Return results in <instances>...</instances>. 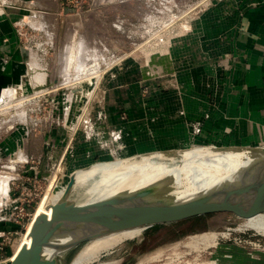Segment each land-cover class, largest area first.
I'll return each mask as SVG.
<instances>
[{"label": "rangeland", "instance_id": "obj_1", "mask_svg": "<svg viewBox=\"0 0 264 264\" xmlns=\"http://www.w3.org/2000/svg\"><path fill=\"white\" fill-rule=\"evenodd\" d=\"M41 1L40 10L31 3L4 2L27 49V66L21 89H5L1 93L4 98L0 96V120L4 123L0 125V188L7 183L6 193L0 195V264L11 262L40 204L49 203L51 193L64 185L72 172L101 163L104 156L111 155V161L123 158L119 154L125 149L121 140H128L115 132L112 123L116 115L119 121L129 119L131 101L118 97L137 88L144 99L149 98V83L160 86L163 79L162 64L169 63L183 75L199 61L209 60L206 46L211 40L225 42V36L210 37L206 28L211 21L202 17L213 8L216 28H223L227 11L234 13L235 22L245 2L88 0L83 14H76L78 29L73 20L66 25L58 19L59 0ZM40 13L55 21L47 34L40 28ZM69 49L70 64L63 58ZM88 64L93 68L88 69ZM202 79L205 91L209 77L203 75ZM201 96L205 97L203 111L208 113L212 105L215 112L217 101H210L212 95ZM261 112L259 116L242 117L235 131H229L226 139L221 137L223 133L218 134L214 142L222 140L228 147H264V110ZM192 113L191 109L185 120H198L199 116ZM201 126L196 122L194 127ZM210 134L207 131L205 135ZM130 136L134 139L132 132ZM4 142L8 148L2 146ZM202 146H208L203 139L190 144L176 140L157 150L206 149ZM145 149L136 150L141 154L158 152ZM125 150L129 156L130 151ZM82 193L75 188L69 201L83 203L86 196ZM202 223L198 227L187 221L149 228L141 237L102 253L92 264H264V234L246 228L245 220L213 215ZM205 233L214 234L215 245L193 248L187 244L193 236ZM75 253L63 255L60 264H70Z\"/></svg>", "mask_w": 264, "mask_h": 264}, {"label": "crops", "instance_id": "obj_2", "mask_svg": "<svg viewBox=\"0 0 264 264\" xmlns=\"http://www.w3.org/2000/svg\"><path fill=\"white\" fill-rule=\"evenodd\" d=\"M5 1L0 0V96L5 89H21L26 79L27 66V49L19 39V29L9 17ZM39 5L42 6L41 3ZM243 5L239 8L235 22L234 13L227 11L229 15H225L226 22L220 29L216 28L214 21L217 15L214 16L213 8L202 17L211 21L210 26L206 28L210 37L225 36V42L219 44L217 40L214 42L211 40L206 46L210 53L209 60L194 64L193 69L183 73L184 78L182 73H176L177 68L169 66V63H166V66L162 64L163 79L160 86L154 82L149 83L148 95H151L149 98L144 99L137 88L127 96L118 97L131 101L129 119L119 121L116 115L112 123L115 132L122 139L128 140L126 143L121 140V147L130 151L127 157L141 154L137 153V148L150 147L153 151H158L157 149L163 147L166 142L176 140L179 143L190 144L192 141L203 139L208 146L216 144L219 147H226L220 142L222 140H217L216 143L214 140L219 138L221 133H223L221 137L226 139L229 131H235L236 124L242 122V117L259 116L262 113L264 0H245ZM41 21V29L47 34L48 26L55 24L54 19L51 21L45 17ZM44 22L48 25L44 26ZM28 23L31 24L29 20ZM218 51H221V59L218 58ZM172 74L175 75L174 79H171ZM203 75L209 77V85L205 91L202 90ZM201 95H212L210 101H217L215 112L212 111V105H209L208 113L203 111L205 109L202 100H205V97ZM191 109L192 114L199 116L198 120L191 118L185 120ZM258 110L260 112H257ZM204 115L208 116L207 120L204 119ZM253 120L257 121L256 118ZM196 122L202 123V126L195 128ZM129 131L133 133L134 139ZM207 131H211V134L205 135ZM5 142L2 146L8 148Z\"/></svg>", "mask_w": 264, "mask_h": 264}, {"label": "water", "instance_id": "obj_3", "mask_svg": "<svg viewBox=\"0 0 264 264\" xmlns=\"http://www.w3.org/2000/svg\"><path fill=\"white\" fill-rule=\"evenodd\" d=\"M64 13L74 14L75 11L65 9ZM70 20L79 29L76 14L60 18V22L65 21L66 25ZM202 147L215 153H240L251 161L225 181L182 199L176 196L173 178L167 177L136 191L120 193L92 204L69 203L68 196L75 183L71 176L63 199L53 208L52 216L48 219L41 215L36 219L31 229V245L22 247L9 264H60L63 255L72 251L77 253L89 242L118 233L144 231L204 216L226 215L241 221L264 214V202L258 201L264 193V147ZM183 150L158 152L176 156ZM139 155L125 160H133Z\"/></svg>", "mask_w": 264, "mask_h": 264}, {"label": "bare ground", "instance_id": "obj_4", "mask_svg": "<svg viewBox=\"0 0 264 264\" xmlns=\"http://www.w3.org/2000/svg\"><path fill=\"white\" fill-rule=\"evenodd\" d=\"M43 24L44 26L48 25L46 22ZM50 24H52V22H50ZM70 53V49L63 53L64 61H69V59H72ZM68 63L70 64L71 61ZM36 74L37 73H35V75ZM65 75L67 76V74H64V76ZM1 124H4L2 120H0V125ZM138 149H140V151L145 150V148ZM119 154L123 157L122 159L111 161L108 159L111 158V155L106 157L104 156L103 159H107V161H101V163L72 172L70 176L74 177L75 183L70 193L74 191L75 188H79L80 190L82 189V194L86 196V201L84 202L87 204H92L120 193L136 191L162 178L169 177L173 178V183L175 186L174 188L177 190V198H188L202 193L210 187L225 181L226 179L230 178V176L233 175L238 169L244 167L251 161L248 156H243L240 153H215L210 148H206L204 150L188 148L184 149L176 156H166L160 154L159 152L143 153L137 156L138 158L133 160H125L128 158L125 149L120 151ZM70 176L64 185L60 186L59 189H56V191L51 193L49 203L40 204L27 226L26 233L23 235L14 251L13 259L16 257L22 247L28 248L31 245V229L36 219L41 215H44L45 218L48 219L52 216L53 208L59 205L60 201L63 199L64 191L69 182ZM2 184L3 185L0 188V195H4L7 190V183L4 182ZM258 201L264 202V193L259 197ZM68 202L71 203L69 199ZM245 227L258 234H264V214H259L252 218L246 219ZM142 232L143 231L141 229L127 231L89 242L77 251L78 253L70 262V264H92L102 253L119 246L127 240L135 239L138 236L141 237L140 235ZM215 243L214 234L205 233L193 236L190 238V241L187 244L193 248L199 245H202L204 248H208L215 245ZM246 264L252 263L249 261Z\"/></svg>", "mask_w": 264, "mask_h": 264}, {"label": "built area", "instance_id": "obj_5", "mask_svg": "<svg viewBox=\"0 0 264 264\" xmlns=\"http://www.w3.org/2000/svg\"><path fill=\"white\" fill-rule=\"evenodd\" d=\"M16 1L19 3H23V4H26V3H31L34 5V7L38 10H40L41 6L39 5V3H42L43 1L41 0H33V1H24V0H6L5 2L8 3V4H13V3H16ZM87 1L88 0H59V4H58V9L57 11H60V12H57V17L58 19H60L61 17H71L75 14H83V10L85 9V7L88 5L87 4ZM65 9H70V10H74L75 13L74 14H65L64 13V10ZM45 14L44 13H40L39 15V18L42 20L44 18ZM23 22V21H22ZM23 25L25 24V22L22 23ZM22 25V26H23ZM21 26V28H22ZM23 29V28H22ZM91 64H88V66H90ZM92 68H93V64L91 65ZM86 71L89 72L86 68ZM74 95V94H73ZM36 96V95H34ZM38 96V95H37ZM36 96V97H37ZM18 177V175H17ZM17 179V178H16ZM31 201H29L28 205H31L32 203H30ZM33 202V201H32Z\"/></svg>", "mask_w": 264, "mask_h": 264}, {"label": "trees", "instance_id": "obj_6", "mask_svg": "<svg viewBox=\"0 0 264 264\" xmlns=\"http://www.w3.org/2000/svg\"><path fill=\"white\" fill-rule=\"evenodd\" d=\"M207 217H210V216H204V217H198V218H194V219H191V220H187V221H192L193 222V227H198L200 226L201 224H203V220ZM187 221H183V222H187ZM183 222H180V223H183ZM180 223H176V224H180ZM173 225V224H171ZM161 226H164V225H160V226H154L152 227L151 229H156V228H159ZM202 226V225H201Z\"/></svg>", "mask_w": 264, "mask_h": 264}]
</instances>
